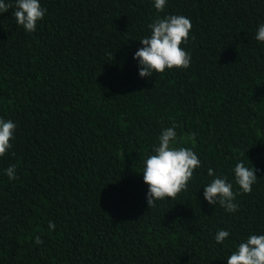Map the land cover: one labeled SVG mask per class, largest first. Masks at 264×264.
<instances>
[{"label": "trees", "instance_id": "1", "mask_svg": "<svg viewBox=\"0 0 264 264\" xmlns=\"http://www.w3.org/2000/svg\"><path fill=\"white\" fill-rule=\"evenodd\" d=\"M5 3L0 118L17 128L0 157V264H227L264 235V0H167L163 12L154 0H40L33 33ZM165 15L190 18L191 64L141 78L135 52ZM173 125L201 167L149 209L144 162ZM240 161L257 175L250 194L235 184ZM209 168L239 193L235 213L204 199Z\"/></svg>", "mask_w": 264, "mask_h": 264}, {"label": "clouds", "instance_id": "2", "mask_svg": "<svg viewBox=\"0 0 264 264\" xmlns=\"http://www.w3.org/2000/svg\"><path fill=\"white\" fill-rule=\"evenodd\" d=\"M167 0H154L157 12H163ZM14 17L19 26H23L28 33L36 31L37 24L46 13L40 0H15ZM13 7L12 3L0 0V13H6ZM150 36L140 40L143 45L134 55L139 62V76L152 77L153 73H165L172 69H187L191 64V55L182 45L190 38L192 22L184 15H165L157 18L148 25ZM258 42L264 43V24H260L255 34ZM175 125L162 130L159 144L153 148L154 154L144 162L143 180L148 185L147 206H156V201L164 199L175 200L180 193L186 192L195 170L201 167L197 154L188 147H176L177 133ZM17 125L11 120L0 118V157H4L12 148L11 141ZM9 180L18 179L16 166L11 165L5 170ZM208 176L214 177L204 187V199L213 206L217 204L228 213H235L239 209L233 184L225 176H217L214 169L209 168ZM234 180L240 192L250 194L252 186L257 181L255 169L246 167L243 161L234 167ZM49 230H55V223L49 222ZM230 236L229 231L221 229L215 235L218 244L223 243ZM36 244H42L40 236L35 238ZM227 264H264V235L252 234L237 246L236 250L227 257Z\"/></svg>", "mask_w": 264, "mask_h": 264}]
</instances>
